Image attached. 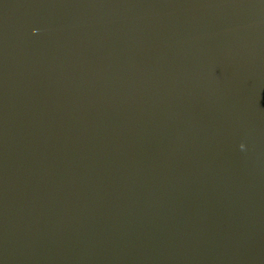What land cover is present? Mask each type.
Returning <instances> with one entry per match:
<instances>
[{"label": "water", "instance_id": "1", "mask_svg": "<svg viewBox=\"0 0 264 264\" xmlns=\"http://www.w3.org/2000/svg\"><path fill=\"white\" fill-rule=\"evenodd\" d=\"M0 264H264V0H0Z\"/></svg>", "mask_w": 264, "mask_h": 264}]
</instances>
